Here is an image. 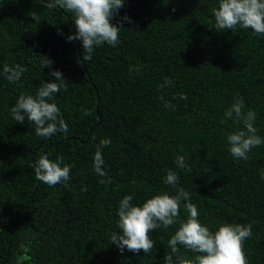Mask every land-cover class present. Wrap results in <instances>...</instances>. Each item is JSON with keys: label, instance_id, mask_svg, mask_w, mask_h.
<instances>
[{"label": "trees", "instance_id": "trees-1", "mask_svg": "<svg viewBox=\"0 0 264 264\" xmlns=\"http://www.w3.org/2000/svg\"><path fill=\"white\" fill-rule=\"evenodd\" d=\"M162 2L126 0L119 16L132 22L123 23L120 43L101 45L84 60L80 41L65 39L75 31L73 13L45 0H0V67L25 68L16 84L0 76V264H164L178 224L152 230L147 254H121L109 234L119 231L115 213L125 194L135 204L175 194L162 177L175 168L177 154L190 167L176 169L178 186L199 219L212 231L224 222L250 224L247 264H264V144L247 160H233L225 136L243 125L224 116L242 98V111L255 112L264 137V34L217 31L211 14L217 0ZM40 56L65 80L52 102L68 131L47 139L35 136L31 121L9 115L18 95L34 94L49 79ZM133 66L138 73L130 72ZM164 76L172 84L160 89ZM161 95L175 110L163 107ZM103 138L110 144L102 152L107 180L100 183L91 165ZM41 153L71 165L67 187L35 180L30 165ZM176 255L197 253L178 245Z\"/></svg>", "mask_w": 264, "mask_h": 264}, {"label": "clouds", "instance_id": "clouds-1", "mask_svg": "<svg viewBox=\"0 0 264 264\" xmlns=\"http://www.w3.org/2000/svg\"><path fill=\"white\" fill-rule=\"evenodd\" d=\"M45 2L49 8L59 7L73 13L75 31L65 39L67 42L74 39L80 41L84 60H90L94 50L101 45L111 47L118 45L123 23L132 22L127 14L119 16L118 10L126 0H45ZM162 3H167V0H163ZM211 14L214 19L213 26L219 32L234 31L239 27L251 29L253 34H264V0H217ZM114 16H119L115 23L112 22ZM52 64L50 58L40 56V70L48 67L49 79L42 80L34 94L18 95L9 109L13 121L17 123L31 121L35 125V136L43 139L50 138L56 133L67 134L68 131L59 108L52 102L55 95L65 88V80L60 70L52 69ZM131 71L138 73L139 69L133 66ZM24 72L25 68L19 64L9 66L4 63L0 67V76L13 84L20 81ZM171 84V79L164 76L162 83L157 87L163 89ZM158 99L163 101L165 109L175 110V104L164 100L162 95ZM179 99L184 100L186 96L181 92ZM242 109L243 100L237 97L224 113L228 119L243 125L242 128L225 136L227 151L233 160H247L253 148L264 144V137L257 133L254 126L255 112ZM109 144L110 139L103 138L94 145L91 168L95 175L103 178L100 183L107 180L102 152ZM173 163L175 168L165 170L162 183L175 188L174 195L161 192L139 204L133 203L131 194H125L119 199L115 213L118 217L116 225L119 231L109 234L111 244H114L121 254L125 251L135 254L139 250L147 254L154 245L149 235L152 230L160 227L167 229L178 224L167 241L170 253L164 257V264H247L243 242L252 235L251 225L224 222L215 231L210 230L199 219L200 214L196 205L187 202L188 196L178 186L176 169L190 171L186 156L177 154ZM30 168L33 170L35 180L49 187L58 184L67 187L71 179V165L64 162L60 156L51 158L49 153H41ZM260 178L264 180V173H261ZM182 201L187 212V218L183 221L178 219ZM178 245L197 255L192 259L176 255Z\"/></svg>", "mask_w": 264, "mask_h": 264}, {"label": "water", "instance_id": "water-1", "mask_svg": "<svg viewBox=\"0 0 264 264\" xmlns=\"http://www.w3.org/2000/svg\"><path fill=\"white\" fill-rule=\"evenodd\" d=\"M131 1V0H130ZM123 6H121V8H122ZM76 42H78V40L76 41Z\"/></svg>", "mask_w": 264, "mask_h": 264}]
</instances>
